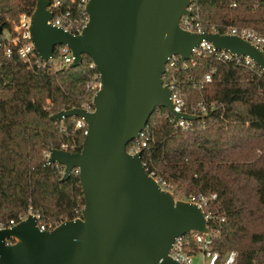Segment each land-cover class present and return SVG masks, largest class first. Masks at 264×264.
<instances>
[{
    "label": "trees",
    "instance_id": "1",
    "mask_svg": "<svg viewBox=\"0 0 264 264\" xmlns=\"http://www.w3.org/2000/svg\"><path fill=\"white\" fill-rule=\"evenodd\" d=\"M36 2L0 0V24L11 27L21 14L31 15ZM79 2L63 11L80 17ZM191 8L206 30L264 33V0H192ZM37 61L27 67L16 53L0 51V220L7 225L33 213L55 228L82 215L84 192L79 171L62 181L65 167L49 163L44 151L64 145L80 151L87 126L77 125L79 117L54 121L51 115L83 107L92 95L87 84L99 72L87 54L78 67ZM185 64L169 63L163 79L181 88L186 113L199 118L181 126L158 107L146 126L142 161L171 184L174 196L216 194L205 208L217 218L210 219L213 251L236 252L237 264H264V71L225 60L220 51L194 54ZM208 72L212 81L201 85ZM202 104L206 111L193 110Z\"/></svg>",
    "mask_w": 264,
    "mask_h": 264
},
{
    "label": "water",
    "instance_id": "2",
    "mask_svg": "<svg viewBox=\"0 0 264 264\" xmlns=\"http://www.w3.org/2000/svg\"><path fill=\"white\" fill-rule=\"evenodd\" d=\"M191 1L89 0L88 22L74 34L52 23L50 0H37L30 31L39 57L52 62L56 47L67 45L70 67L87 54L101 79L93 111L75 107L51 115L54 121L79 117L87 125L80 151L51 148L48 158L65 167L62 181L79 171L85 206L80 217L52 230H41L33 213L0 228V264H179L170 255L175 239L210 232L200 204L163 190L142 153L127 150L158 107L171 112L174 124L199 118L174 108L163 79L172 56L191 60L194 48L208 41L264 70V50L242 37L185 30L181 19L191 18Z\"/></svg>",
    "mask_w": 264,
    "mask_h": 264
},
{
    "label": "built area",
    "instance_id": "3",
    "mask_svg": "<svg viewBox=\"0 0 264 264\" xmlns=\"http://www.w3.org/2000/svg\"><path fill=\"white\" fill-rule=\"evenodd\" d=\"M73 0H50L49 10L53 13L52 23L55 26L62 27L66 31H69L74 34H79L82 32L83 28L88 22V14L86 12V5L89 0H80L79 7L81 8L80 17H72L71 12L67 10L63 11L65 5L69 4ZM191 10V4L189 6ZM9 20V18H8ZM2 25V24H0ZM3 26V25H2ZM181 26L188 31L203 33V32H221L213 30H206L200 23L195 22L193 16L191 18L184 16L181 19ZM31 15L21 14L18 20L13 21L11 27H4L2 33L0 34V51L7 56H11L16 53L20 59L24 62L27 67H31L33 60L35 57L39 58V63H45L35 51L34 43L32 41L31 36ZM223 34H233L242 37L243 39L251 42L257 47L264 50V33L257 31L251 27H226L221 32ZM204 51L217 52L218 50L212 45L211 42L203 41L199 46L194 48V54H202ZM225 60L236 61L237 63H241L247 67L254 68L258 65L253 59L249 56L244 55H234L229 51H220ZM59 57L61 58V64H71L74 60L73 54L70 48L67 45L59 46ZM56 59V56H55ZM55 59L53 61H55ZM182 60L180 56H172L168 62L170 66H174L178 60ZM52 61V62H53ZM183 61V60H182ZM184 66L186 65V61H183ZM167 64V69H168ZM94 66V63L91 65ZM259 66V65H258ZM262 69V68H261ZM263 70V69H262ZM264 71V70H263ZM213 73L208 72L205 74L204 78L201 80V85L205 83H209L212 81ZM172 89V101L174 104V108L178 112H186L185 111V99L183 92L180 87H178L174 82L168 84ZM101 88V79L99 73L88 82L87 89L92 93L91 97L87 99V102L83 105L82 108H85L87 111H93V99L95 94ZM200 109L201 111H206L205 105H200L199 107H193V110ZM187 120L180 119L177 124L181 126L187 125ZM77 125L80 127L87 126L85 121L82 118H79L77 121ZM87 133V131H86ZM146 128L142 131L140 137L131 142V147L128 150L131 154H135L141 152V148L146 146ZM141 139V140H140ZM64 150L76 152L74 149H68L67 146H63ZM44 155L49 158L50 150H45ZM58 164V163H57ZM145 166V165H144ZM147 170V169H146ZM149 173V172H148ZM154 176L159 185L163 190L171 191V184L163 179L162 177H158L154 172L149 173ZM216 198V194L211 195L210 197L205 195L204 193L192 194L187 201L196 202L200 204L205 212V215L208 219V224L210 227V232L208 234L199 233V232H191L190 234L179 236L175 239L172 248L170 250L171 257L177 261L179 264H195L194 256L198 253H201L204 256V264H237V253L231 251L224 256L219 255V253L212 250V238H211V224L210 219H213L216 222L217 218L211 215V212H206L205 208L208 205L211 199ZM38 219V226L41 230H52L54 227L51 224L44 222L41 219L40 215H36ZM27 216L21 217V219H25ZM220 221H225L224 218H221ZM18 222L14 220H10V223L5 225L2 220H0V228L9 227L15 225ZM190 235L193 238V241L196 245V248L190 247V239L187 236ZM14 241H8V244H12Z\"/></svg>",
    "mask_w": 264,
    "mask_h": 264
},
{
    "label": "rangeland",
    "instance_id": "4",
    "mask_svg": "<svg viewBox=\"0 0 264 264\" xmlns=\"http://www.w3.org/2000/svg\"><path fill=\"white\" fill-rule=\"evenodd\" d=\"M60 61H61L60 57L55 59V61H54L55 65L59 66L60 65ZM175 198L176 199H184L185 200V196H184V194L182 192H177ZM194 262H195V264H204V256L201 253H198L196 256H194Z\"/></svg>",
    "mask_w": 264,
    "mask_h": 264
}]
</instances>
